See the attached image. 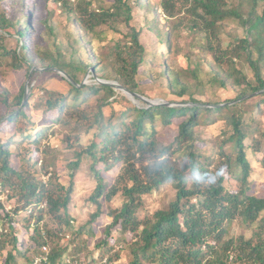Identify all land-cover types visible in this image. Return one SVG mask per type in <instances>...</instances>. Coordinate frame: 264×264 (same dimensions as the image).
<instances>
[{"label":"trees","instance_id":"16d2710c","mask_svg":"<svg viewBox=\"0 0 264 264\" xmlns=\"http://www.w3.org/2000/svg\"><path fill=\"white\" fill-rule=\"evenodd\" d=\"M134 1L114 0L105 7L98 0H54L91 39L120 34L103 55L91 45L92 60L85 62L75 47L82 35L72 37L66 52L55 37L50 42L55 51L48 42L30 47V35L42 19L32 16L35 9L26 10V0H0V66L20 70L26 65L30 81L44 78L30 87L24 102V81L12 96L0 87V194L15 203L7 210L0 199V264H34L38 255L45 258L40 264H72L80 257L92 264L98 255L107 262L125 256V264H264V191L251 179V155H264V92L256 93L264 89V0H245L247 11L241 0ZM135 6L152 11L146 27L157 33L156 45L167 43L165 54L155 53L151 67L157 69L151 75L166 82L168 102L176 105L132 99L96 79L81 82L93 67L96 77L149 98L137 80L147 62L141 29L133 24ZM22 15L24 24H17ZM227 22L244 33L226 30ZM48 32L53 33L49 25ZM12 34L15 44L8 45ZM221 34L228 40L220 41ZM181 37L191 38L184 52ZM169 53L182 56L179 67ZM206 61L211 77L203 80L199 69ZM51 77L66 85L65 92L41 85ZM207 81L229 87L235 97L200 98ZM38 88L43 94L35 101ZM254 97L258 118L246 125L242 109ZM32 110L41 111L39 120ZM220 120L230 130L217 147L209 146L201 129ZM57 133H63L67 153L60 159L59 148L48 144L40 152L55 156L42 158L37 167L33 151ZM60 163L68 169L67 184L59 176ZM80 181L88 187L92 211L75 227L71 198ZM164 185L173 189L171 198L142 211L145 195ZM117 197L119 205L113 204ZM100 218L106 222L98 226Z\"/></svg>","mask_w":264,"mask_h":264},{"label":"rangeland","instance_id":"374dc122","mask_svg":"<svg viewBox=\"0 0 264 264\" xmlns=\"http://www.w3.org/2000/svg\"><path fill=\"white\" fill-rule=\"evenodd\" d=\"M27 5L26 10H31L35 12L32 16H36L39 19H42V22L38 23L39 27L37 29H34V34L30 35V47L31 43L40 44L41 42H48L50 43L52 38L55 37L57 40L55 41L56 44L64 46V51H70V48H68V42L72 40V37H77L82 35L81 43H76L75 47L78 48L77 53L79 54L80 58L87 62L91 61L90 58V47L91 45H95L97 48L96 52L98 55H103L104 53L108 52L110 50V47L113 45L114 41L119 39L120 34L118 33H112L108 32L106 35V38L102 41L95 40L94 38L91 39V37L88 34H84L83 31L71 20L70 14L60 5L57 3L54 4V0H26ZM72 1V0H71ZM96 1V0H95ZM114 0H98V3L105 7H109L112 5ZM133 4H135L134 0H131ZM242 4L245 5L243 9L247 11L250 6V3L245 0H241ZM46 2V3H45ZM56 5V6H55ZM49 14V15H48ZM152 11L150 13L146 14L144 11L143 6H135L134 7V21L133 24L141 29V35H140V42L145 47V62L146 64L143 65V67L140 68L139 74L137 76V80L140 82L139 89L148 95L149 99H158L165 102H168V98L171 96L167 95V91L165 89L166 82L162 80L161 78L157 79L158 75H151L152 70L155 71L157 69L156 66H153V57L156 52L160 54H165L167 50V43H162L156 45L158 42V36L157 33L153 29H149L146 27V19L152 16ZM26 19L25 15H22L21 18H17V24H24V21ZM226 30H231L232 32H236L238 34H243L244 30L239 27L234 22H227ZM47 25V26H46ZM48 25L51 26L53 29V33L48 32ZM122 31H125L124 28L120 27ZM7 43L8 45L15 44V38L16 35H7ZM29 38V37H28ZM89 40H91V44L89 43ZM191 38L190 37H181L178 40L179 46L182 48V52L185 51V49L189 48L192 43H190ZM228 38L225 34H221L220 41L225 42ZM27 44V39L24 40ZM52 47V51H55L54 44H49ZM30 51V50H29ZM194 53H197L200 56L204 54H200L198 52V49L196 47L193 48ZM35 53V52H34ZM37 54L35 53V56ZM169 57L171 58V61L174 66L179 67L178 65L182 63V56H175L173 53H169ZM205 60H208V56H205ZM36 59V58H35ZM37 60V59H36ZM179 62V64H178ZM207 61L205 65L202 67V69H199V74L202 77V79L206 80L211 77V74L208 72V65ZM190 65H195V58L192 57L190 60ZM237 66L239 68L242 67V63H237ZM41 67V66H40ZM38 69H42V67ZM94 68L91 67L89 71L84 75L81 82L85 84H89L92 81L95 80L93 74H94ZM243 70H245L248 73V76H251V73L249 72L247 67H244ZM29 69L26 68V65L23 69L20 70H13L9 69L5 66H0V87L8 89L10 95L12 96L14 93L18 91V87L21 82L24 81V92L27 93V98L29 94L31 93L30 87L34 85V83L38 81H42L44 78H35L34 80L30 81V75L28 74ZM40 71V70H39ZM44 69L41 70V73H43ZM206 75V76H205ZM205 76V78H204ZM93 79V80H92ZM30 82V86H29ZM27 84V85H26ZM42 86L48 87L50 91L53 92H59L63 93L66 90V85L58 80L55 77H51V79L47 81H43ZM1 89V88H0ZM203 89V88H201ZM43 94L42 88H38L35 91V101L38 100L41 95ZM202 94V95H201ZM200 94V98H205L207 100L213 101V102H224L228 101L229 99H232L235 97V93L229 88V87H222L220 84H211L210 82H206L204 84V89ZM26 98V99H27ZM257 97L251 98L245 103V106L243 107V114L242 118L244 119V123L246 125H255V120L258 118V114L256 113V106L254 105V102L256 101ZM2 106L0 104V110ZM41 111L32 110V118L34 120H39L38 117L40 116ZM264 116V115H263ZM264 120V118H263ZM46 120H43V122L38 123L39 125L45 123ZM263 125V122H262ZM11 126L6 128L8 131ZM66 130V127H61L60 129ZM230 130V126H227L224 122V120H220L216 123H213L207 127H204L201 129V139L205 142H211V145L213 147H217L224 137V133L226 131ZM4 134V132L2 133ZM91 134V133H90ZM83 135L81 137V140L86 141L87 138L91 137V135ZM63 133H57L54 135L49 136L48 138H44L41 141L40 144V150L36 151L32 149L33 153L35 154V158L37 159V167L41 164L42 158L51 159V157L55 154L43 156L40 152L42 149H44L48 144H51L54 146V148H59V151L57 153V156L62 159L63 155L67 153L66 143L62 140ZM200 143V142H199ZM203 146V144H200ZM11 150H14V145L10 146ZM252 156V177L251 179L255 181V188L263 192L264 191V169L261 168V165L264 160V155L261 152L254 153ZM250 157V154H249ZM58 172L61 180L67 184V172L68 169L66 167L65 163H60L58 165ZM48 176H45L42 174V178L47 180ZM232 182L236 184V179L232 178ZM88 187L86 186L85 181H80L76 184V190L74 191L72 198H71V208H72V214H73V221L72 224L77 227L81 223L85 222L88 218V212L92 211V203L88 200ZM173 195V189L170 188L168 185L160 186L158 189H155L151 192V194H147L144 197V207L141 208L142 211L150 212L153 211L156 208H159L163 206ZM0 199L5 203L6 209L10 210L11 207L14 206V201L9 200L6 198V195L0 194ZM121 203V199L117 197L113 204L119 205ZM44 206V204L42 205ZM30 210V207H28V211ZM106 221L100 218L98 220V226L105 223ZM234 230L237 231L238 227L235 226ZM21 236H25L24 229L20 232ZM117 235V234H115ZM25 238V237H24ZM115 239V236H113L110 239V243H113ZM46 249L45 251H49V248L44 247ZM97 255V254H96ZM81 261H74L72 264H86L87 262L83 260L82 257ZM45 260L44 257L41 255L36 256L34 264H40L42 260ZM89 261V260H88ZM126 263V257L122 256L121 258L117 260H111V262H107L105 258L101 259L98 255V258L92 263V264H125ZM91 264V263H90Z\"/></svg>","mask_w":264,"mask_h":264},{"label":"water","instance_id":"95a60500","mask_svg":"<svg viewBox=\"0 0 264 264\" xmlns=\"http://www.w3.org/2000/svg\"><path fill=\"white\" fill-rule=\"evenodd\" d=\"M52 69L55 70V71H58L56 68H52ZM61 73H63V72H61ZM63 75H66V74L63 73ZM93 76H94V78L96 79V81L98 83L107 84V85H110V86H112V87H114L116 89H119V90L123 91L124 93H126L132 99L134 97H138V98L144 100L145 102H147L148 104H170V105H176V104L169 103V102H165V101H161V100H158V99H149V98H146V97L141 96V95H139L137 93H134V92H131V91L127 90L125 87H123L122 85L118 84L115 81L100 79V78L96 77V75H94V74H93ZM261 92H264V89H262V90H260V91H258L256 93H261ZM256 93H253V94H256ZM246 97L247 96H243L242 98H246ZM26 98H27V93L25 91L24 98H23V102L26 100Z\"/></svg>","mask_w":264,"mask_h":264}]
</instances>
